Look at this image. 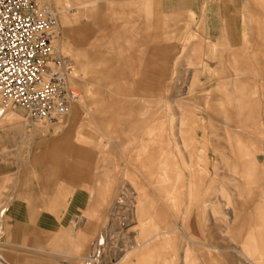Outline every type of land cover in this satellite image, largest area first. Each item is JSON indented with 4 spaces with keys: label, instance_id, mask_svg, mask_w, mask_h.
<instances>
[{
    "label": "rangeland",
    "instance_id": "obj_1",
    "mask_svg": "<svg viewBox=\"0 0 264 264\" xmlns=\"http://www.w3.org/2000/svg\"><path fill=\"white\" fill-rule=\"evenodd\" d=\"M78 1L82 0H45L56 14L58 9H70L66 28L59 23V13L55 15L58 39L56 43L51 42L70 58L71 72L73 70L70 84L81 96L84 86L100 90L102 106L108 114L106 122L92 119L80 109L75 112L74 103L59 121L28 126L24 143H15L11 148L8 161L12 162L13 175L5 181V178L0 180V208H7L0 216V252L11 261L81 264L90 254L93 241L102 234L106 239L102 246L106 264L123 256L122 261L132 264H169L167 259L156 258L164 250L158 249L157 243H174L173 233L168 231L174 228L179 234L178 243L181 240L184 246L175 248L177 254L173 264H183L185 240L183 223L178 218L193 209L205 235L206 254L210 258L214 254L223 264H248L241 256V246L248 239V225L254 231L257 225L254 220V223L246 222L245 232L239 234L242 223L234 216L237 212H252L251 208L239 209L249 180L245 177L236 179L235 194L232 193L230 183L233 180L225 177L229 172L222 166L228 149L215 144V136L209 127L211 120L205 110L213 101L244 100L247 105L241 110L243 120L240 123L264 126V79L261 77L264 76V0H153V3L150 0H105L94 3L91 11L83 13L73 9ZM82 27L88 34L85 41L79 43L74 32ZM231 45L241 51L239 66L244 71L241 79L245 88L232 91L222 86L216 94L205 90L207 87L215 89L224 78L222 75L231 70L228 56ZM194 48L197 49L195 53ZM82 49L88 54L84 60L85 70L74 58L77 53L79 60L84 59ZM189 55H192L188 60L189 67H183ZM188 71L192 72L191 76H181ZM178 81L195 89L192 100L201 108L190 105L186 111V126L191 138L187 145L179 146L181 157L174 152V147H169L173 160L181 163L179 167L184 172L173 178L176 181L173 192L185 197L181 199L182 213L178 215L176 205L172 210L177 213V222L174 217L160 212L148 225L147 230L152 231L148 234L146 227L140 225L142 218L139 214L136 216L138 193L135 190L130 193L126 188L125 200L112 212L111 205L104 204L96 214H83L80 229L89 235L87 245L79 256L62 257L60 252L70 249L67 228L79 220L81 210L87 207L89 189L96 186L94 198L99 200L106 176L114 177L117 190L123 173L135 171L133 165H144L147 169L151 162V140L159 137L150 129L158 124L159 130V123H163L166 133L176 128L177 110L165 98L178 93L174 88ZM15 110L21 113L19 109ZM91 112L95 115V107ZM228 121L233 123L231 118ZM249 130L261 141L253 139L250 142L251 161L245 158V146L234 148L238 161L235 166H241V154H245L244 162L250 161L249 174L255 182L250 190L258 192L264 189V135L253 128ZM105 133L113 138L108 145ZM49 139L57 146L59 182L42 184L37 182L41 177L20 175L24 174L23 170L33 157L35 144L40 140L44 144ZM74 145L78 153H73ZM2 158L5 157L0 155L1 163ZM99 179L100 183H96ZM156 185L158 204L165 207V201L159 199L164 196V185ZM248 185L250 187V182ZM219 191L222 207L221 211L212 212L213 219L208 213L209 207L200 203L198 193L217 194ZM254 197V203H257L258 196ZM248 199L251 204L250 194ZM14 204L20 206L15 217L10 215ZM211 206L214 210L213 203ZM105 213H108L109 229L100 231ZM88 223L94 224L95 229L88 230ZM158 230L165 233L149 238ZM219 237H222V244Z\"/></svg>",
    "mask_w": 264,
    "mask_h": 264
},
{
    "label": "crops",
    "instance_id": "obj_2",
    "mask_svg": "<svg viewBox=\"0 0 264 264\" xmlns=\"http://www.w3.org/2000/svg\"><path fill=\"white\" fill-rule=\"evenodd\" d=\"M48 1V0H46ZM98 1H105V0H82L75 2L73 9L77 8L79 11L85 12L87 10H92L94 7V3ZM141 1V0H140ZM139 1V2H140ZM151 3H153V0H150ZM141 3V2H140ZM150 3V4H151ZM41 4L45 7L51 10V12L54 15H57L59 13V23L61 26L66 28L67 23L70 21V16L68 15V11L70 9L68 8H61L58 9V12L52 10V8L49 6V4L45 3V0H41ZM78 11V13H80ZM89 11V12H90ZM151 11H148V14H150ZM85 14V13H84ZM248 20L250 23H252L250 15H248ZM105 24V23H102ZM177 30L179 26L177 25ZM65 30V29H64ZM74 34L76 35L79 43H82L85 41V36L88 34V30L85 27H82L81 29H77ZM245 48V46H242ZM241 47V48H242ZM63 49V46L61 47ZM197 51V49L194 48L193 52ZM240 49L234 48L232 45L229 48L228 56L230 59V65L231 70L222 75V78L220 82H218L215 86V89H212L211 87H207L205 90L209 91H220L222 86L228 87V90L237 91L241 88H245L244 81L241 79L242 74H244L243 69L239 66V59L241 56ZM191 52V54H193ZM195 53V52H194ZM81 54L84 57L83 60H79L78 54L76 53L74 58H76V63L78 66H80L82 69L85 70V62L84 60L88 58V54L82 49ZM192 55H189L187 59H185L183 63V67L188 68V60ZM185 68V69H186ZM152 67H150V70ZM123 72L125 73V69L123 68ZM181 73L182 75H188L191 76L192 72L188 71ZM264 79V76H261ZM127 78V77H125ZM124 78V79H125ZM77 84L78 82H74ZM177 90V94H174L172 96L167 95L166 100H169L171 103H173L175 109L178 113V121L177 126L175 129H172L169 133H166L165 127H163V123L160 124L159 130H157L158 124H155L154 127L150 129L152 134H159V137H157L156 140H151L152 146L150 150V165H148L147 169H144L143 166L139 165H133V169L135 171L132 173L124 172L122 175L121 184L118 186L117 190H115V180L114 177L106 176L103 187L101 188V191L99 192L100 197L99 200H95L94 195L97 192L96 186L91 187L89 189L90 191V198L88 200V205L86 208H84L80 216H78V219L75 223H73L71 226L67 228L68 230V238L70 239V243H68V246L70 249L65 250L63 252H60L62 257L65 255H75L79 256L83 253V250L85 246L87 245L88 237L87 231L80 229V225L82 224L81 221H83V214H87L88 216L90 214H96L99 212L100 207H102L104 204H110L111 205V212L115 208L117 204L122 203L125 200V192L126 188L127 191L132 193V191H136L138 193V197L136 199V202H138V206L136 208V216L139 214V217H141L140 225L145 226L148 224H152V220L157 217L160 212L161 214H164L165 216H171V211L174 209V206L176 205L178 209V215L182 213L181 211V199L183 200L185 197L180 194L173 192V185L176 183L175 179L177 175L182 176L184 175L183 170L179 167L181 165L180 162L177 160H173V154L170 152L169 147H174V152L178 153V155L181 157L180 147L179 146H185L187 145V140L190 139V134L186 126L185 114L186 111L189 110V106L193 105L195 107L201 108L199 105H196L194 101L192 100L193 94L195 92V89L193 87H186L183 85V82H177V84L174 86ZM83 94L80 95L79 100L77 103L73 106V109L75 112L77 109L83 110L84 112L88 113L90 116H92V119L97 118L99 121L106 122L107 117V111L102 106L101 102V93L99 89H91L89 86H84L82 88ZM174 90V89H172ZM208 92V91H207ZM210 93V92H209ZM213 93V92H212ZM211 93V94H212ZM216 94V93H215ZM208 96V95H207ZM96 105H99L98 108H96ZM247 105V101L244 100H235L232 99L229 102L226 101H213L208 103L207 109L205 110L206 114L208 115L210 122V130L212 132V135L215 136V144L222 145L221 147L227 148L228 152L226 156L223 159V167L226 168V171H228V175L225 177H228L229 179L233 180V182L230 183V187L233 188L232 193L235 194V186L236 184L234 181L236 179H241L245 177L247 180H249L247 183V186L245 187V199L247 200V209L251 208L252 213L254 215V219L263 216L264 219V189L255 192L253 190H250L252 186L255 184L249 174V169L251 168L249 166V163L251 161L250 157V142H253V139H259V137L255 134H253L249 129L253 128L255 132H259L264 135V126L262 127L260 124H241L240 121L243 120L241 110ZM85 106V107H84ZM3 104L0 100V109H2ZM95 107V115L92 114L91 108ZM204 110V109H203ZM1 112V110H0ZM214 116V117H213ZM184 118V119H183ZM233 120V123H229L228 119ZM181 123V124H180ZM165 126V125H164ZM28 125L24 122L21 113L17 112L15 109L7 108L0 114V155L3 161L0 162V180L2 178L8 179L13 175L14 169H12V162L8 161V158L11 155V148L15 143H24V137L27 134ZM79 132V131H78ZM78 135H81L78 133ZM77 135V136H78ZM104 137L106 138L105 143L108 145L110 142H113V138L108 135L107 133L104 134ZM182 138V139H181ZM246 142V143H243ZM40 140L35 144L36 150H34V154H32V158H30L28 162V166L23 170L25 176L35 175L37 177H41V179H37V182L39 183H49L51 182L54 184L55 182H59L60 177V171H59V155L57 154V146L55 142L53 143L50 139L46 140L44 144ZM246 147L247 150V157H245V154L241 157L240 167H236L235 164L238 163V161L235 160V150L234 148L239 149L240 147ZM73 153H78L77 147L74 145ZM15 149V148H13ZM12 149V150H13ZM249 159L250 161L244 162L245 158ZM15 162H17L15 160ZM20 163V160L17 162ZM180 163V165H179ZM180 171V172H179ZM162 172V175H161ZM182 172V173H181ZM230 174V175H229ZM236 174H239V177L236 176ZM18 175V174H16ZM194 179H196V174L194 171ZM51 178V179H50ZM132 179V181H131ZM100 179L96 181V183H100ZM182 178L180 179V182H182ZM174 182V184H173ZM250 182V187H249ZM163 183L164 185V196L159 198L160 200L165 201V207H162V204H158L157 201V188L156 184ZM132 189V190H131ZM130 190V191H129ZM200 198V203L203 202L204 205L209 207L208 213L210 216H212V212H219L221 211L222 202L223 199H221V191H219L217 194L215 193H209V194H200L198 193ZM251 195V204L250 199H248V195ZM113 195V196H112ZM228 195L231 196V192H228ZM255 196H258L257 203H254ZM121 199V200H120ZM75 205H77L76 202H74ZM213 203V206L215 207L214 210L211 209V205ZM183 204V203H182ZM256 205V206H254ZM20 206L17 204H14L12 213H10L11 216L18 215V210ZM2 208H0V211ZM5 211L7 208L4 209ZM255 210V212H254ZM4 211V213H5ZM138 212V213H137ZM144 212V213H143ZM262 214V216L259 215ZM4 215V214H3ZM2 216V215H0ZM145 218H149L150 220H145ZM103 226L101 227V230L109 229L107 227L108 223V213L103 214ZM214 219V218H213ZM179 222H183V217L179 219ZM74 222V221H73ZM47 223V222H46ZM260 225H263V228L260 229ZM257 224V229L250 230L248 225V240H253L254 243L259 244L264 242V220L263 224ZM254 226V225H253ZM0 225V229H1ZM88 230H91L94 228V224L88 223L86 225ZM50 228V226L48 227ZM48 228H46L48 230ZM99 231V232H100ZM1 232V230H0ZM98 232V233H99ZM143 233V232H141ZM81 237L85 238V240H81ZM220 238V243H223L222 237ZM78 242V243H77ZM181 243V244H180ZM158 249H164L160 251V255L156 257L159 260L167 259L169 261V264H173L175 262V256L177 254V250L175 249L178 246H184V243L179 241L175 245L174 243H169L168 241L157 243ZM80 245V246H79ZM150 247H154L151 245ZM156 248V247H155ZM166 249V250H165ZM175 249V251L173 250ZM57 253V252H55ZM74 253V254H73ZM3 260L7 264H50V263H43L39 260H23V261H11L6 257L5 254L1 253ZM64 254V255H63ZM66 257V256H65ZM57 264H61L60 262H55Z\"/></svg>",
    "mask_w": 264,
    "mask_h": 264
},
{
    "label": "built area",
    "instance_id": "obj_3",
    "mask_svg": "<svg viewBox=\"0 0 264 264\" xmlns=\"http://www.w3.org/2000/svg\"><path fill=\"white\" fill-rule=\"evenodd\" d=\"M56 25L37 0H0L1 112L19 109L31 126L59 121L80 96L70 58L51 42Z\"/></svg>",
    "mask_w": 264,
    "mask_h": 264
},
{
    "label": "bare ground",
    "instance_id": "obj_4",
    "mask_svg": "<svg viewBox=\"0 0 264 264\" xmlns=\"http://www.w3.org/2000/svg\"><path fill=\"white\" fill-rule=\"evenodd\" d=\"M37 1H38V6L40 8H42L41 0H37ZM57 39L58 38H57V32H56L54 39H52V40H53V42L56 43ZM53 42H52V44H53ZM72 72H73V70H72ZM72 72H71V74H72ZM72 77H73V74H72ZM79 98H80V96H79ZM79 98H78V100H79ZM185 121L186 120H184V122ZM28 126H30V125H28ZM245 197H246V195H245ZM239 209H240V211H244V209L245 210L247 209V200L245 198H242V203H241V206L239 207ZM236 210H238V209H236ZM4 211H5L4 209L1 210L0 215H3ZM171 213H172L171 216L174 217L175 222H177V213H174V211H171ZM184 213H185L184 214L185 216H183V222H182L183 223L182 233H183L184 240H185L184 253L182 256L183 264H223L221 262V260H219V258H217L214 254H211V258L209 256V254H206L205 249H207L208 246L206 245V243L204 241L205 235H204L202 227L199 226V223L197 221V216L194 215L193 209H190L188 212L186 211ZM260 215L262 216V214H260ZM234 219L241 221L242 226H241V229L240 228L238 229V231H239V234H242V235L245 232L244 229L246 228L245 227L246 222L251 221V223H254V221H255L256 223H254V225H257V224L260 225V224H263V220H264L263 216H262V218L261 217L255 218L256 219L255 220L252 212H244V213L242 212L240 214H238V212H237L236 215L234 216ZM148 225L145 224V226H144V227H146V230L148 229L147 228ZM259 227H260V229H262L263 225H260ZM168 231L173 233L172 238L174 239V244L176 245V243L178 242V239H179V234L175 233L174 228L171 230H168ZM147 232H148V234H151L152 231L147 230ZM155 232L156 233H152L153 235H151L149 238L156 237L157 235L159 236V234H161V233H163V234L165 233V231L160 232L159 230L155 231ZM164 239L167 240L168 238L165 237ZM81 240L83 241L84 238L81 237ZM105 243H106V239L104 238V235L101 234L95 241H93V243H92L93 247L90 250L91 251L90 254H88L87 256H85L83 258V261L81 264H85V263L86 264H106L107 261L105 259L106 257L104 256L105 251H104V248H102V246H105ZM145 243H146V241H145ZM241 247H242L241 248L242 249L241 250V252H242L241 256H242V258L245 259V262H247L248 264H260V263L264 264V242L256 244L253 242V240L249 241L248 239H246V240H244ZM135 249H136V247H135ZM147 249H149V247ZM217 249H219V248H217ZM223 251L226 252L227 250L223 249ZM65 256L66 257H74L75 255H65ZM123 258H124V256L119 258V260H117L116 262L110 263V264H132L131 262L128 263V261H122ZM259 260H260V263H258ZM0 264H7L4 262L2 254H0Z\"/></svg>",
    "mask_w": 264,
    "mask_h": 264
}]
</instances>
